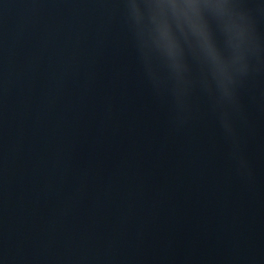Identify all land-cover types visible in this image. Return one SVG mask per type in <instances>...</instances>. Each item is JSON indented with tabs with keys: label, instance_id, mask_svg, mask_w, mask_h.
Segmentation results:
<instances>
[{
	"label": "water",
	"instance_id": "95a60500",
	"mask_svg": "<svg viewBox=\"0 0 264 264\" xmlns=\"http://www.w3.org/2000/svg\"><path fill=\"white\" fill-rule=\"evenodd\" d=\"M0 264H264V0H0Z\"/></svg>",
	"mask_w": 264,
	"mask_h": 264
}]
</instances>
